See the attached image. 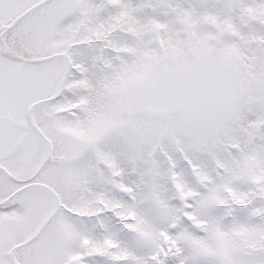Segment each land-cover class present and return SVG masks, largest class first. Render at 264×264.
Listing matches in <instances>:
<instances>
[{"label": "snow or ice", "instance_id": "1", "mask_svg": "<svg viewBox=\"0 0 264 264\" xmlns=\"http://www.w3.org/2000/svg\"><path fill=\"white\" fill-rule=\"evenodd\" d=\"M0 264H264V0H0Z\"/></svg>", "mask_w": 264, "mask_h": 264}]
</instances>
